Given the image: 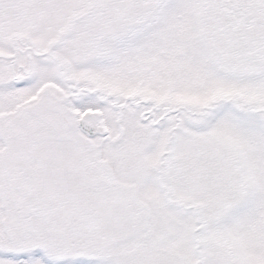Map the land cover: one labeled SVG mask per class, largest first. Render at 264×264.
Instances as JSON below:
<instances>
[{"label": "snow or ice", "instance_id": "snow-or-ice-1", "mask_svg": "<svg viewBox=\"0 0 264 264\" xmlns=\"http://www.w3.org/2000/svg\"><path fill=\"white\" fill-rule=\"evenodd\" d=\"M0 264H264V0H0Z\"/></svg>", "mask_w": 264, "mask_h": 264}]
</instances>
